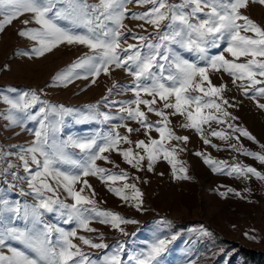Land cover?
Listing matches in <instances>:
<instances>
[{"label": "snow or ice", "instance_id": "1", "mask_svg": "<svg viewBox=\"0 0 264 264\" xmlns=\"http://www.w3.org/2000/svg\"><path fill=\"white\" fill-rule=\"evenodd\" d=\"M135 2L152 7L145 12L132 13L131 18L152 25L155 31L147 35L132 34V38L138 43L122 48L121 40L125 39L126 34L121 29L124 27L127 4L132 3V0H99L98 3H90L89 0H0V17H3L0 20V32L24 14H31V22L39 26L26 28L18 33L36 42L31 50L35 56H44L61 44L84 45L93 53L58 73L54 77L56 82L64 85L71 83L74 76L79 78L76 70L83 69L93 77L92 82L95 83V78L101 72L107 74L110 66L125 68L133 77L130 90L134 98L122 102L119 119L134 120L145 129L146 135L154 130L160 137L157 140L149 136L148 143L144 140L136 142L135 147L142 149L145 155L134 153L131 147L121 149L119 146L122 142L131 144L132 141L128 135H121L116 131L115 127L106 134L61 139L64 117L72 114L73 109L49 104L35 91L24 92L18 99L5 96L4 102L15 113L21 114L19 117L10 114L8 119L21 124L25 120L33 121L38 126L33 131L34 140L31 146L23 149L25 154L19 157L23 161L27 176L13 174L14 179L27 183L28 191L21 189L20 195L31 196L33 202L9 198L8 191L0 188V264H122L124 243L93 259L73 242L74 238H78L93 249H109L110 246L103 242L102 236L101 242L95 243L83 235L78 236V230L95 232L96 229L90 227V223L98 220L99 223L110 225L111 228L128 235L121 225L137 223L110 210L99 209L93 198L83 194L85 188H92L87 177L96 176L103 182L112 184L124 181L123 187H109V191L125 202L134 201L138 210L143 203L140 190L135 184L127 183L126 172L111 173L98 166L97 161H109V157L104 154L118 152L134 168H139L141 162L147 159L148 170L151 171L152 165L162 156L172 165L174 175L177 172L182 174L176 178L188 179L187 169L176 157L177 148L166 147L167 142H187L188 137L176 135L168 126L169 114L165 110L172 109V115H184L187 121L184 127L201 133L203 143L208 145L211 141L203 137L204 125H210L213 121L224 123V118L235 119L223 107L228 104L222 98L223 86L213 85L209 70H223L233 77V83L237 80L247 81V86L243 83L239 85L245 95L253 90V99L256 96L264 97V86L257 87L264 85V28L242 14L241 10L248 6L249 0ZM259 3L264 4V0H259ZM23 23L28 25L29 21L25 20ZM211 49L221 51L210 55ZM183 53L195 55L201 63L189 60ZM20 54L29 55L27 52ZM225 54L233 59L226 58ZM240 57L250 59L247 62H237ZM193 91L199 94L191 95ZM158 100L162 102L160 108L156 107ZM141 105L147 108L148 113H154L161 119L155 123L150 122L146 112L141 110ZM258 106L264 108V104ZM89 107L95 108L94 105ZM101 115L104 122L115 118L107 113ZM116 127H125L128 133L139 131L127 127V124ZM228 127L239 133L236 137L238 141L240 136L255 141L246 129L233 124H228ZM210 135L228 139L223 130H212ZM231 147L264 164V154L249 151L243 145ZM71 149H78L80 155L77 156ZM204 162L214 172L246 179L251 174L264 180V174L252 166L229 165L226 161H216L210 156H205ZM178 164H181L179 168ZM62 165L70 167L62 170ZM50 180L55 182V187ZM77 184L82 185L79 190L76 189ZM60 188L71 198V204L57 195ZM129 188L132 189L131 196L125 193ZM92 195H95L94 190ZM46 213H56L63 218L65 224L74 223L76 226L65 229L49 224L44 219ZM201 230L206 236L212 235L203 228ZM176 238V235L171 239L156 238L147 243L144 249L127 258L134 264H159V258L168 251V246ZM11 242L21 247L13 246ZM5 248L7 251H4Z\"/></svg>", "mask_w": 264, "mask_h": 264}, {"label": "rangeland", "instance_id": "2", "mask_svg": "<svg viewBox=\"0 0 264 264\" xmlns=\"http://www.w3.org/2000/svg\"><path fill=\"white\" fill-rule=\"evenodd\" d=\"M89 2L98 3L99 0H89ZM170 2L176 3L178 0H170ZM151 7L152 5H138L135 0L127 4L124 27L121 29L126 34L125 39L121 40L122 48L127 47L128 44L138 43L132 38V34L147 35L155 31L152 25L131 18L132 13L145 12ZM241 12L264 28V4H260L259 0H249L248 6ZM2 19L3 17H0V20ZM25 20L29 21L28 25L23 23ZM31 21V14H24L13 20L10 25H6L0 32V188L8 191L9 198L29 203L33 202L31 196L20 195L21 189L28 191L27 183L14 179L13 174L27 176L23 161L19 157L25 154L23 149L31 146L34 140L33 131L38 125L33 121L25 120L21 124L13 123L8 119L10 114H15L17 117L21 114L15 113L10 105L4 102L5 96L9 99H18L24 92L35 91L49 104L63 105L65 108L73 109L72 114L64 117L61 139H67L69 136L84 138L98 133L106 134L115 127L116 131L121 135H128L132 141L131 144L122 142L119 147L121 149L131 147L134 153L140 155L145 153L142 149L135 147L136 142L144 140L148 143L149 136L152 139H160L159 133L154 130L146 135L145 129L134 120L119 119L121 115L119 108L122 102L134 98L130 90L133 77L125 71V68L110 66L107 74L101 72L95 78V83L92 82L93 77L83 69H77L79 78L74 76L71 83L60 84L54 80L58 73L93 53L84 45L61 44L44 56H35L31 50L36 46V42L18 34L26 28L39 27ZM247 35L252 34L247 33ZM220 51L221 49H211L210 55L218 54ZM24 52L29 55L20 54ZM183 55L191 61L201 63L193 54L183 53ZM225 56L233 59L228 54ZM248 59L250 57H240L237 62H247ZM209 77L214 86H223L222 98L228 101V104L223 107L231 114V117H235V119L224 118L226 121L224 123L213 121L210 125L203 126V137L210 140V144H204L201 133L195 129L184 127L187 122L184 115H172V109L165 110L169 114L168 126L176 135L188 137L187 142L172 140L166 143L169 149L177 148L176 157L187 169L188 179L176 178L182 174L177 172L174 175L172 165L162 156L149 171L147 159L141 162L139 168H134L118 152L105 153L110 162L99 160L97 165L114 174L121 172L128 174L127 183L135 184L142 193L143 203L138 210L134 206V201L125 202L109 191V187H123L124 181L112 184L103 182L96 176L86 178L92 188H85L83 194L93 198L99 209L110 210L137 221L135 224L121 225L128 235L111 228L110 225L101 224L98 220L90 223V227L96 229L95 232L78 230V236L83 235L95 243L101 242L102 236L103 242L110 246L109 249H93L84 245L78 238H74L73 242L93 259L124 243L122 264H134L127 258L129 255L144 249L147 243L156 238L171 239L173 235L177 238L168 246V251L159 258V264H211L212 262L214 264H245L239 257L235 244L264 252V180L251 174L246 179L242 176L237 178L235 175L228 176L223 172H214L212 167L204 162V157L210 156L216 161H226L229 165L252 166L264 174V164L231 147L243 145L249 151L264 154V147H262L264 146V108L258 106L264 104V97L256 96L253 99V90H249V94L245 95L239 85L243 83L247 86L248 82L237 80L233 83V77L223 70L219 72L209 70ZM258 79L261 78L258 77ZM260 86L264 85L257 87ZM190 94L199 93L193 91ZM144 98L151 99V97ZM172 99L174 102V98ZM93 105L94 109L89 107ZM156 107H162V102L158 100ZM141 110L146 112L148 120L152 123L161 119L154 113H148L144 105H141ZM102 113L115 118L104 122ZM121 124H127V127L139 129V131L128 133L125 127H116ZM228 124L246 129L255 141L243 136H240L238 141L236 137L239 133L233 132ZM212 130L225 131L228 139L210 135ZM71 151L77 156L80 155L78 149H71ZM29 163L31 165L30 160ZM180 166L181 164H178L177 168ZM31 167L35 170L34 165ZM69 167L61 166L62 170H68ZM49 182L55 187L54 181ZM81 186L77 184L76 189L79 190ZM228 189L233 191L229 192ZM125 193L131 196L132 189H126ZM57 195L66 203L73 202L62 188L57 191ZM44 219L49 224L65 229L76 226L74 223L65 224L63 218L56 213H46ZM194 221H202V223H193ZM202 228L211 232L212 235H204ZM245 233L248 235L246 236ZM11 243L13 246L21 247L15 242ZM4 251L7 249L5 248Z\"/></svg>", "mask_w": 264, "mask_h": 264}, {"label": "trees", "instance_id": "3", "mask_svg": "<svg viewBox=\"0 0 264 264\" xmlns=\"http://www.w3.org/2000/svg\"><path fill=\"white\" fill-rule=\"evenodd\" d=\"M193 223H202V221H194ZM235 247H237L238 255L245 264H264V252L245 245L235 244Z\"/></svg>", "mask_w": 264, "mask_h": 264}]
</instances>
